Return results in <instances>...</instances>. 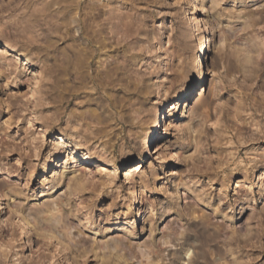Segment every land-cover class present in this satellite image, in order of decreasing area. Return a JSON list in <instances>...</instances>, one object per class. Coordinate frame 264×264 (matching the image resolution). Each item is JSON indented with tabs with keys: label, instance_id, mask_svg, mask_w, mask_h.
Instances as JSON below:
<instances>
[{
	"label": "rangeland",
	"instance_id": "374dc122",
	"mask_svg": "<svg viewBox=\"0 0 264 264\" xmlns=\"http://www.w3.org/2000/svg\"><path fill=\"white\" fill-rule=\"evenodd\" d=\"M0 264H264V0H0Z\"/></svg>",
	"mask_w": 264,
	"mask_h": 264
},
{
	"label": "bare ground",
	"instance_id": "6f19581e",
	"mask_svg": "<svg viewBox=\"0 0 264 264\" xmlns=\"http://www.w3.org/2000/svg\"><path fill=\"white\" fill-rule=\"evenodd\" d=\"M49 6V4H48ZM76 21V20H75ZM67 23V22H66ZM73 23H75L73 25ZM85 25L82 20H78L76 22L70 21L66 24L65 27V33L63 34V40L66 43L65 46V57L63 62V69L66 72V75L71 78H78L83 80L89 79L90 82H96L97 80L102 81H108L113 80L115 76H118L120 72L126 69H122L121 67H116V64L110 65V67H106V69L100 70V67L96 70L91 69L92 68V60L96 57L102 54L104 51H106V44L105 40L102 39V29L98 24H93L89 27L88 33L85 34L83 30H85ZM74 26V27H73ZM78 29V37L79 39H84L86 41V44H83L82 42H79L77 40H74L73 36V28ZM197 29L200 30V24L199 22H196ZM205 29V28H204ZM204 31V37H202L203 42H201L200 45V55L196 62V70L198 72V82L195 84H191L187 87L184 100L188 101L192 94L194 93L195 85L197 87L203 86L205 82V68H204V62L208 58V54L210 49L213 45V37L211 36V33H209L207 30ZM64 31V30H63ZM246 61L249 62L250 57L246 56ZM25 65H29L30 61L28 59L25 60ZM100 63V62H99ZM102 63V62H101ZM100 63V66H102ZM99 66V65H98ZM124 66V65H123ZM127 68V67H125ZM122 75V73H121ZM120 76V75H119ZM124 76V75H123ZM128 77V76H127ZM183 99V98H182ZM160 121L158 122L157 126L163 125V115L161 114V108L157 110L156 114ZM165 127V126H164ZM161 128V127H160ZM155 138L157 137V133L154 134ZM150 144V143H149ZM152 144V143H151ZM86 156L84 157V159ZM109 165V164H107ZM134 170L136 171L138 169H142L143 166H141V163H139Z\"/></svg>",
	"mask_w": 264,
	"mask_h": 264
}]
</instances>
